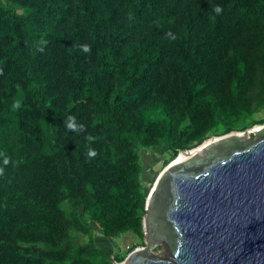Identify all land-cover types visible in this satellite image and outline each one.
I'll return each instance as SVG.
<instances>
[{
    "label": "trees",
    "instance_id": "obj_1",
    "mask_svg": "<svg viewBox=\"0 0 264 264\" xmlns=\"http://www.w3.org/2000/svg\"><path fill=\"white\" fill-rule=\"evenodd\" d=\"M257 124L264 0H0V264L124 260L143 152Z\"/></svg>",
    "mask_w": 264,
    "mask_h": 264
},
{
    "label": "water",
    "instance_id": "obj_2",
    "mask_svg": "<svg viewBox=\"0 0 264 264\" xmlns=\"http://www.w3.org/2000/svg\"><path fill=\"white\" fill-rule=\"evenodd\" d=\"M251 130L214 135L162 170L146 200V246L126 264H264V125L256 139L238 134ZM161 241L171 258L152 251Z\"/></svg>",
    "mask_w": 264,
    "mask_h": 264
},
{
    "label": "rangeland",
    "instance_id": "obj_3",
    "mask_svg": "<svg viewBox=\"0 0 264 264\" xmlns=\"http://www.w3.org/2000/svg\"><path fill=\"white\" fill-rule=\"evenodd\" d=\"M257 125H260L262 127V125L264 124H257ZM255 126L252 127L251 132L247 133V137L254 139L258 137L259 131L257 128L254 129ZM172 160H174V158H171L170 156L168 157V154H165L162 150L155 149L150 152L147 151L143 152L142 162L145 168L143 174L144 183L149 193L158 175L170 162H172ZM97 235H98L97 240L99 244H104L107 247L111 248L109 242L105 241L103 236H101L100 234ZM116 241H117L116 244H118V251L120 250L126 252L127 256L134 249L146 246L145 237L144 240L141 241L138 237H136L132 233L125 234L122 237L116 239ZM113 247H114L113 249H115V244H113ZM152 251L165 259H169L173 256V253L168 249L167 243L164 241H161L157 245L153 246ZM125 259L117 262L123 264L126 261Z\"/></svg>",
    "mask_w": 264,
    "mask_h": 264
},
{
    "label": "clouds",
    "instance_id": "obj_4",
    "mask_svg": "<svg viewBox=\"0 0 264 264\" xmlns=\"http://www.w3.org/2000/svg\"><path fill=\"white\" fill-rule=\"evenodd\" d=\"M222 11H223V8H222L221 5L217 4V5L214 7V12H215L217 15L221 14ZM169 35L172 36L173 39H175V36H174V35H172L171 33H169ZM81 48H82V50H83L84 52H88V51L90 50V46H89L88 44H83V45H81ZM66 127H67L69 130H73V131H75V130H77V128H79V129L82 130L84 126H83L82 124H81V125H77V123L75 122V118H74L73 116H69L68 119H67V121H66ZM88 155H89V156H94V155H95V151L90 149L89 152H88ZM8 162H9V161H8V158H5V159L3 160V163H4L5 165H7ZM2 171H3V169L0 168V172H2Z\"/></svg>",
    "mask_w": 264,
    "mask_h": 264
},
{
    "label": "bare ground",
    "instance_id": "obj_5",
    "mask_svg": "<svg viewBox=\"0 0 264 264\" xmlns=\"http://www.w3.org/2000/svg\"><path fill=\"white\" fill-rule=\"evenodd\" d=\"M257 129H258V131H260L262 129V127L259 125L257 127ZM247 133L241 132V133H238V134L240 136L247 137ZM191 153L192 152H190V151H188V152L183 151V152H181V154L179 155V157L177 159H175L174 161H184V160H186L188 158H191L192 157ZM123 264H126V263H123Z\"/></svg>",
    "mask_w": 264,
    "mask_h": 264
},
{
    "label": "flooded vegetation",
    "instance_id": "obj_6",
    "mask_svg": "<svg viewBox=\"0 0 264 264\" xmlns=\"http://www.w3.org/2000/svg\"><path fill=\"white\" fill-rule=\"evenodd\" d=\"M152 150H155V149L148 150L147 152H150V151H152Z\"/></svg>",
    "mask_w": 264,
    "mask_h": 264
}]
</instances>
